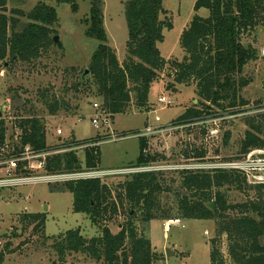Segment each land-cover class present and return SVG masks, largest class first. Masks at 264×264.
<instances>
[{
	"label": "trees",
	"instance_id": "obj_1",
	"mask_svg": "<svg viewBox=\"0 0 264 264\" xmlns=\"http://www.w3.org/2000/svg\"><path fill=\"white\" fill-rule=\"evenodd\" d=\"M9 0H0V62L32 63L53 45L52 28L59 22L54 7L40 3L28 13L14 11L7 15ZM58 4H69L74 12L81 0H55ZM91 13L86 34L99 42L92 56L89 74L84 70L73 85L77 92L89 93L101 100V109L112 119L125 114L134 106L139 111L150 108L149 95L161 74L168 69L174 76L167 86L172 93L179 86L194 87L198 103L185 110L179 121L200 118L205 113L246 112L251 105L244 99L243 91L254 79L244 75L245 68L260 58L255 44H245L258 30L264 29V0H198L195 16L185 28L180 39L184 53L181 60H166L162 57L159 43L164 41V30L171 28L164 0H128L125 17L129 36L127 57L120 64L115 50L108 45L104 26V0H89ZM207 10V16L197 14ZM17 15L21 17L18 18ZM21 18L27 23L21 30ZM39 101L48 114L56 116L69 105L48 89H39ZM29 102H25L27 106ZM263 101L255 104L262 106ZM14 121L16 134L8 137V122L0 114V159L12 158L27 149L36 153L73 149L82 145L99 143L100 140L71 141L59 147L47 143V118L27 111ZM248 130L240 142L241 154L251 149L264 148V114L247 121ZM100 136H98V139ZM101 139H103L101 137ZM229 134L225 136L228 143ZM58 143H60L58 141ZM146 139L140 140L137 167L147 166L158 159L145 156ZM196 158H204L206 152L195 149ZM186 158L193 155L185 152ZM83 160L78 151L72 150L50 156L46 160L48 174H69L98 170L100 166L99 146L84 149ZM182 194L166 187L176 196L178 215L173 209L163 208L160 202L165 180L160 174L139 173L123 182L109 186L101 179L71 181L56 184L53 190L70 192L74 196L73 212L86 215L91 223L100 228L98 235L87 238L81 228L69 230L56 236H46L45 214L20 217L24 228L35 225L45 241H53L57 258L52 264H65L72 255L86 256L90 264H157L165 256L154 252L152 243L140 233V222L149 225L152 221L202 220L214 221L216 236L210 241L211 264H226L221 250V238L228 237L229 254L235 264H264V185H250L246 178L236 172L180 173ZM256 190L257 197L244 203L234 204L228 192ZM214 203L215 211L208 205ZM126 215L121 230L113 234L105 225L113 223L119 214ZM139 217V219H137ZM1 242V241H0ZM10 243L7 244V247ZM5 247L0 252V264H5ZM8 250V248L6 249ZM163 260V261H162Z\"/></svg>",
	"mask_w": 264,
	"mask_h": 264
},
{
	"label": "rangeland",
	"instance_id": "obj_2",
	"mask_svg": "<svg viewBox=\"0 0 264 264\" xmlns=\"http://www.w3.org/2000/svg\"><path fill=\"white\" fill-rule=\"evenodd\" d=\"M128 0H104V26L108 36V45L115 50L120 64L127 57V43L130 40L127 28L125 7ZM198 0H164L163 7L168 12L171 28L164 30V41L159 43L161 55L166 60H181L184 53L180 46V39L187 25L195 16L194 10ZM40 3H45L56 9L59 22L52 28L53 45L42 53L40 58L32 63H15L9 61L4 65L0 62V114L7 118L8 137H14V121L18 116L26 115L27 111L38 113L42 118H47V143L52 147L71 141L100 140L97 143L100 149V171H113L137 167L140 154L141 134L149 124H157L158 116L160 124L169 125L179 120L186 109L198 103L194 87L179 86L177 93L167 90V86L173 83L174 76H169L165 70L160 80L155 83L150 91L149 111H139L134 106L125 114L111 118L109 125H104L100 119L99 128L94 127L92 118L99 116L93 109L94 103H100L97 98L89 93L77 92L73 85L84 70L89 69L92 56L96 52L99 42L89 38L86 34L87 24L91 13L89 0L79 1V9L74 12L69 4H58L55 0H9L7 15L14 11L30 12ZM2 11V10H0ZM197 14L207 16V10H200ZM20 18V15H17ZM18 30L27 23L25 18ZM59 38V43L54 38ZM260 52V58L250 63L244 71L246 77H252L253 83L243 91L244 99L251 102L246 112L232 115L226 120L220 132V138L210 157L215 161L237 159L242 156L240 142L248 130L247 121L256 115L264 114V30L258 29L251 38H246L245 44H255ZM39 89H48L69 106L62 109L56 116L48 114L45 106L39 101ZM166 96L174 101L169 107L159 103V98ZM262 100V106L255 102ZM215 111L216 110L214 108ZM155 111V113L153 112ZM58 130L62 135L58 136ZM188 131V130H187ZM185 131L183 137L198 147L201 133ZM180 133L173 134L169 141V135H160L157 146H152V154L160 153L167 149L175 152L177 139ZM229 134L228 143L225 136ZM192 135V137H190ZM98 136L100 138L98 139ZM101 137L103 139H101ZM190 137V138H189ZM83 151L78 150L83 160ZM244 155V154H243ZM178 156V155H177ZM176 154L169 159L171 163L178 164ZM157 163H162L158 160ZM156 164V163H154ZM2 174V173H1ZM165 183L160 197L163 208L173 209V216L178 215L176 196L165 190L170 187L175 193L182 194L181 174L178 171L157 172ZM39 175V174H37ZM130 176H109L102 181L109 186L123 182ZM60 183H37L19 188L0 189V252L5 250V264H52L57 258L53 249V241H45L40 233L34 232L35 225L24 228L20 217L31 214H45L46 236H56L69 230L81 228L82 234L92 238L99 234L100 228L93 225L84 214L73 212L74 196L70 192L53 190ZM229 199L232 203H244L257 197L256 190L250 192L229 191ZM264 194V192L262 193ZM126 215L119 214L113 223L107 225L113 234L120 232V225L126 222ZM139 219V217H137ZM164 222L152 221L148 226L138 222L139 231L149 238L152 248L160 251L157 255L165 256L166 249H172L175 257L168 263L175 264H211L210 241L216 236V224L214 221L180 220V224L173 225L165 237ZM10 246L7 247V244ZM221 250L226 264H235L229 254L228 237L221 238ZM8 248V250H6ZM163 261V260H162ZM86 256L72 255L65 264H90ZM161 264V263H157Z\"/></svg>",
	"mask_w": 264,
	"mask_h": 264
},
{
	"label": "built area",
	"instance_id": "obj_3",
	"mask_svg": "<svg viewBox=\"0 0 264 264\" xmlns=\"http://www.w3.org/2000/svg\"><path fill=\"white\" fill-rule=\"evenodd\" d=\"M264 55V51H263ZM159 103L164 107H169L174 104V101L162 96L159 98ZM93 109L97 111L99 116L92 118V124L94 127L99 128L100 119L104 125H109L111 122V115L101 109L100 103H94ZM150 115L152 110L149 108ZM155 113V111H153ZM231 113H205L200 118L187 121L171 122L169 125L160 124L162 120L157 116V124H149L145 129V132L139 135L141 139L148 141V147L144 150L145 156H153L158 160H162V163H151L147 166L120 169L113 171H100L91 170L84 172H75L69 174H48L45 172L46 160L48 157L70 152L72 150H84L88 147L97 146L98 144H88L75 147L73 149H60L54 152L36 153L30 149L25 152L16 155L12 158L1 157L0 159V189L6 188H19L22 186L37 184V183H60L71 182L79 180H91V179H103L109 176H132L139 173H157L166 171H178L179 173H209L214 174L217 172H236L244 176L250 185H264V148H255L242 155L240 158L215 161L210 157L212 149L215 148L217 141L220 138L221 127L226 120L232 118ZM192 133H201L203 135L200 138L198 147H195V143L189 142V139L183 137L185 131ZM187 131V132H188ZM180 133V138L177 139L176 147L178 151H171L167 149L160 151V153L152 154V146L156 147L159 141L160 135H169V141L173 134ZM58 136L62 135V131L58 130ZM192 137V135H190ZM189 137V138H190ZM195 149H202L206 152L204 158L195 157ZM185 152H189L193 155L191 158L185 157ZM176 154L178 164L171 163L169 161L172 156ZM2 173V174H1ZM39 174V175H37ZM180 224V220H169L163 223L165 235L169 232L173 225ZM2 243L0 242V246ZM161 264H175L168 263L166 259Z\"/></svg>",
	"mask_w": 264,
	"mask_h": 264
},
{
	"label": "water",
	"instance_id": "obj_4",
	"mask_svg": "<svg viewBox=\"0 0 264 264\" xmlns=\"http://www.w3.org/2000/svg\"><path fill=\"white\" fill-rule=\"evenodd\" d=\"M263 30H264V29H263ZM133 40H134V38H133V37H130V41H133ZM54 42L58 44V43H59V38H58V37H55V38H54ZM88 74H89V71L86 70V72H85V76H87ZM148 110H149V109H148ZM61 140H62V139H60V141H61ZM208 207H209L212 211H215V205H214V203L209 204ZM165 254H166V258H167L168 261H170L171 259H173V258L175 257V254H174V252H173L172 249H166Z\"/></svg>",
	"mask_w": 264,
	"mask_h": 264
},
{
	"label": "crops",
	"instance_id": "obj_5",
	"mask_svg": "<svg viewBox=\"0 0 264 264\" xmlns=\"http://www.w3.org/2000/svg\"><path fill=\"white\" fill-rule=\"evenodd\" d=\"M147 111H148V110H147ZM60 139H62V138H58V141H59V142L62 141V140L60 141ZM165 237H167V235H165ZM155 251H156L157 253H160V251H157L156 249H155Z\"/></svg>",
	"mask_w": 264,
	"mask_h": 264
}]
</instances>
